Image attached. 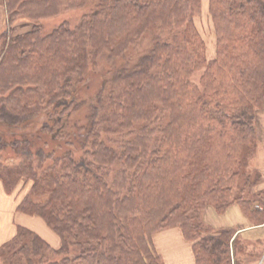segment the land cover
I'll use <instances>...</instances> for the list:
<instances>
[{
	"label": "trees",
	"instance_id": "obj_1",
	"mask_svg": "<svg viewBox=\"0 0 264 264\" xmlns=\"http://www.w3.org/2000/svg\"><path fill=\"white\" fill-rule=\"evenodd\" d=\"M59 1L0 3L11 20L32 23L55 16ZM200 6L201 0H98L73 29L4 33L0 180L7 192L19 178L32 181L16 211L41 217L60 246L54 250L18 226L0 247L3 264H163L152 238L170 228L192 242L195 264H232V257L239 264L233 231L208 234L201 215L232 204L252 209L242 196L256 183L247 168L255 111L264 101V0H208L211 60L194 22ZM156 31L173 40L133 54L142 57L113 75L104 99L81 100L99 59L126 61ZM163 112L167 122L152 131ZM104 116L106 132L135 135L133 143L116 151L100 141ZM7 154L17 157L12 169L2 164L11 161ZM115 162L124 165L117 185L107 171ZM50 254L61 260L43 262Z\"/></svg>",
	"mask_w": 264,
	"mask_h": 264
},
{
	"label": "rangeland",
	"instance_id": "obj_2",
	"mask_svg": "<svg viewBox=\"0 0 264 264\" xmlns=\"http://www.w3.org/2000/svg\"><path fill=\"white\" fill-rule=\"evenodd\" d=\"M97 1L98 0H60L58 2V5H56L57 14L55 16L45 17V18L43 17L42 19L32 21V23L26 22L25 18L22 16H15L14 19L11 20L9 15L7 14L6 5L4 3H0V52H1L2 44L4 42V37L2 38V36L4 35L5 32H8V30L11 33V36L15 37V36L24 35L30 32L33 28L39 29L41 36H48L53 30H55L56 28H58L59 26L63 24H66L70 29H73L76 26V24L79 22V19L81 18V16L84 15L87 10L91 9ZM13 10L18 11V7L14 6ZM194 22H195L196 28L201 38L203 39L205 43L206 57L208 60H211L215 57V35H214L212 21L208 13V0H201L200 10H199V13L195 15ZM163 40H168L171 42L173 39L171 35L166 34V33L161 34L158 31H156L153 34L148 33L144 36L142 41L136 47L130 50V52L127 54V55L130 54V55L127 57L126 61L114 62L113 64H110L107 61H105L104 57L99 59L96 67L90 70L89 80H88L89 88L86 89V91L79 92V96L81 100L89 104L95 96H100L102 99H104V97L107 95L108 90L112 87V84L114 83L112 82L113 75L119 72H122V71L125 73V70H129L135 67L136 66L135 64L142 57V56L137 57L133 54L137 55L140 53H144L150 49V47L153 44V41L159 42ZM140 64L144 65L145 62L143 63V61H141ZM152 73L157 74L158 70L152 71ZM194 80H196V76L194 77ZM116 88L118 90L120 89L119 87H116ZM118 90L114 91V96L118 95V92H119ZM141 91L145 95L148 93L146 92L145 89ZM138 99L139 98L137 97V100ZM82 108L84 107L82 106ZM107 113L108 112H106L105 110V116ZM165 114L163 112L159 116L160 120L157 123V125H155V127L150 128L152 131L155 132L156 130H160L165 125V123L167 122V116H165ZM105 116L103 118L98 119L100 123L98 127L100 130V138H99L100 141H103L108 147L116 151L119 150L118 148L122 147V145L124 146L126 144L133 143V140H134L133 138L135 137V135H132V136L129 135L127 137H122V136L116 135L115 133L106 132L105 130L111 127L105 121ZM254 129H255L254 131H255V137H256L255 152L249 159L247 174L249 173L251 181L253 179L256 181V183L255 184L252 183L246 186L243 192L242 198L243 200H245V202H248L250 204V206L252 207L251 210H253V212H260L261 215L259 216L257 221H263V216H264V101H263V105L255 111ZM7 155L8 157L6 156V158H9L11 161L9 163H6V162H3V163L1 162V163L4 165V167H7L8 169H12L13 166L18 165L17 159H15L17 157L16 156L12 157L9 154ZM77 155H80V154H77ZM123 169H124V165L121 162H115L113 165L107 167L110 183H115L117 185L121 182L120 176H121V173L123 172ZM17 181L18 182L13 187V189L11 191L8 189L9 192H7L4 189L3 184L0 180L3 191L7 195L14 196L19 201L18 203H20L23 197H25L26 195L30 196L32 181L26 180V178L24 177L19 178ZM18 213L25 215V216H29V217H37V216L27 215L21 212H18ZM202 215H201V223L206 227V225L203 222ZM38 218H40L43 221L41 217L38 216ZM44 224L46 225L45 222ZM19 227H22V226H19ZM23 228L37 235L39 238L45 241L54 250H57L59 248L60 239L54 232L51 231L52 234L58 238L55 240L57 244V245L55 244L56 246L52 244L51 240H50V243L44 240L41 236H39L32 229L26 228V227H23ZM46 228H47V225H46ZM206 228H207L206 231L208 234L215 232L214 230L208 227ZM202 233H206V232L204 231ZM195 239L197 240V238ZM11 240H9L8 242H10ZM177 247L178 246H176V249ZM240 249H241V252L239 253V255L241 257L239 258L240 259L239 263L241 264H257L260 258L264 255V243L263 241L260 242V240L247 244L244 247H240ZM174 252L176 253L177 251H174ZM74 254L71 252L70 256H74ZM48 259L49 261H55V262H58L61 260V258H59L58 256H53L50 254V255H46V259H44L43 262L48 261ZM35 261H37V259ZM169 261L171 263L173 260L169 259ZM0 264H3V263L0 261Z\"/></svg>",
	"mask_w": 264,
	"mask_h": 264
},
{
	"label": "crops",
	"instance_id": "obj_3",
	"mask_svg": "<svg viewBox=\"0 0 264 264\" xmlns=\"http://www.w3.org/2000/svg\"><path fill=\"white\" fill-rule=\"evenodd\" d=\"M18 202L14 196L7 195L3 191L0 182V247L14 237L17 226L30 228L44 240L49 243L51 240L55 245V240L58 238L52 234L48 227L46 228L40 218L25 216L16 211ZM259 215L261 214L245 211L239 204H232L224 213H217L209 207L203 212L202 219L204 224L215 232L232 230L233 236L230 239V245L236 238L240 241V247H244L257 240L264 243V216L263 221H257ZM152 239L163 264H195L192 242L183 236L180 229L163 230L155 234ZM176 246H178L177 249ZM169 259L173 261L170 263ZM232 264H235L233 257Z\"/></svg>",
	"mask_w": 264,
	"mask_h": 264
},
{
	"label": "built area",
	"instance_id": "obj_4",
	"mask_svg": "<svg viewBox=\"0 0 264 264\" xmlns=\"http://www.w3.org/2000/svg\"><path fill=\"white\" fill-rule=\"evenodd\" d=\"M259 264H264V259H262V260L259 262Z\"/></svg>",
	"mask_w": 264,
	"mask_h": 264
}]
</instances>
